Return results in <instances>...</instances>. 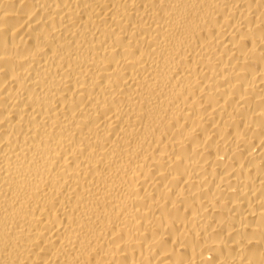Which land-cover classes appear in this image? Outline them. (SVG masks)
<instances>
[{"label": "bare ground", "instance_id": "6f19581e", "mask_svg": "<svg viewBox=\"0 0 264 264\" xmlns=\"http://www.w3.org/2000/svg\"><path fill=\"white\" fill-rule=\"evenodd\" d=\"M0 264H264V0H0Z\"/></svg>", "mask_w": 264, "mask_h": 264}]
</instances>
